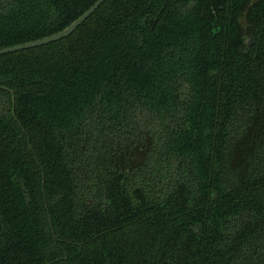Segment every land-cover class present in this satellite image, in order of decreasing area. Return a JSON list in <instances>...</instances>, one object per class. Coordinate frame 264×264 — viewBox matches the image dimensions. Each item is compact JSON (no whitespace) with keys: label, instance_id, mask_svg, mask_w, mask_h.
<instances>
[{"label":"trees","instance_id":"16d2710c","mask_svg":"<svg viewBox=\"0 0 264 264\" xmlns=\"http://www.w3.org/2000/svg\"><path fill=\"white\" fill-rule=\"evenodd\" d=\"M95 1L0 0V48ZM0 264H264V0H105L0 55Z\"/></svg>","mask_w":264,"mask_h":264},{"label":"water","instance_id":"95a60500","mask_svg":"<svg viewBox=\"0 0 264 264\" xmlns=\"http://www.w3.org/2000/svg\"><path fill=\"white\" fill-rule=\"evenodd\" d=\"M105 0H96L91 6H89L82 14H80L77 18H75L72 22H70L67 26H65L64 28H62L61 30L41 37V38H37V39H33L27 42H23V43H19V44H15L12 46H7V47H3L0 48V55L3 54H7V53H12V52H16V51H20V50H24V49H28V48H33V47H38L41 45H45L48 44L50 42H54L57 40H60L62 38H65L67 36H69L72 32H74L76 30V28L84 21L86 20ZM13 98V95H12ZM14 104V101H13ZM12 113L14 115V108L12 110ZM49 223L51 226V220L49 218ZM51 232H52V236L53 239L56 240L55 234L53 232L52 226H51Z\"/></svg>","mask_w":264,"mask_h":264}]
</instances>
